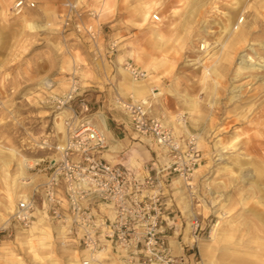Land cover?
<instances>
[{
  "label": "rangeland",
  "instance_id": "1",
  "mask_svg": "<svg viewBox=\"0 0 264 264\" xmlns=\"http://www.w3.org/2000/svg\"><path fill=\"white\" fill-rule=\"evenodd\" d=\"M83 2L84 9L97 13L92 18L85 13L84 20L102 28L97 46L84 36L59 32L54 27L59 7L50 2L39 1L21 24L0 17V221L17 197L45 181L43 167L57 158L35 144L43 137L63 143L64 121L72 113L53 98L74 78L88 101L86 118L93 117L99 130L97 112L107 127L111 112L124 116L116 105L120 97L143 103L177 131L197 134L201 159L191 187L178 178L162 186L167 211L176 208L186 221L175 234L183 236L188 264H202V249L210 264H264V0ZM156 13L159 22L152 20ZM200 44L207 49L200 51ZM127 60L148 74L139 96L126 85L133 80L123 68ZM71 105L78 109L75 101ZM64 109L69 112L60 117ZM115 139L120 144L107 151L111 154L122 157L132 146L150 152L152 159L129 169L144 175L164 161L154 143L132 131ZM41 158L45 162L35 165ZM23 179L30 183L22 184ZM190 213L199 223L194 234ZM64 228L43 217L17 229L15 239L0 246V264H80L82 246Z\"/></svg>",
  "mask_w": 264,
  "mask_h": 264
},
{
  "label": "built area",
  "instance_id": "2",
  "mask_svg": "<svg viewBox=\"0 0 264 264\" xmlns=\"http://www.w3.org/2000/svg\"><path fill=\"white\" fill-rule=\"evenodd\" d=\"M39 1L13 0L11 12L21 14L36 8ZM42 1L59 7L54 14L58 20L54 27L59 32L84 36L97 46L102 28L84 20L85 13L91 18L97 13L84 9L85 3L80 4L83 0ZM152 20L159 22L161 17L156 13ZM242 20L241 17L239 23ZM108 48L113 53L115 44L110 43ZM206 49L200 44V51ZM123 68L135 81L148 76L130 60L123 62ZM53 99L58 108L66 106L72 113L64 121L65 139L61 147L48 137L36 141L39 149L53 151L57 158L43 167L48 169L45 181L17 197L5 221H0V246L6 240L11 241V237L15 239L17 229L28 228L35 219L46 217L65 225L66 234L89 253L105 246L128 264H188V256L176 254L170 244L168 207L162 198V186L178 178L191 187L190 179L201 159L197 134L175 130L150 114L141 102L116 97V105L131 131L138 138L154 143L164 154L163 163L143 175L101 156L107 147L106 137L93 117L86 118L90 113L88 101L74 78L68 89ZM72 101L76 102L77 110L72 108ZM3 107L0 99V108ZM39 160L35 165L45 162L43 158ZM191 222L194 234L199 225L197 217ZM87 263L88 260L82 261Z\"/></svg>",
  "mask_w": 264,
  "mask_h": 264
},
{
  "label": "crops",
  "instance_id": "3",
  "mask_svg": "<svg viewBox=\"0 0 264 264\" xmlns=\"http://www.w3.org/2000/svg\"><path fill=\"white\" fill-rule=\"evenodd\" d=\"M8 7H9V1L0 0V11H1L0 17L1 18H3L4 15H7L9 18H13L10 15V13H9ZM38 7H39V5H37L36 8H38ZM45 8H49V7L47 6ZM45 8L43 9V11L45 10ZM49 12H50V8H49V10L46 13H49ZM27 15L28 14H26L23 17H19V18H15L14 17L15 18L14 22H20V24H21V21H22L23 18L26 19V20L28 19ZM3 29H4L3 27H0V45L3 43V36H1V33L3 32L2 31ZM131 82L132 81H128L126 85H127V87L132 89L136 93L137 96L143 94L146 91V87H145L144 83L138 82L137 84H139V86L133 89L132 87H130ZM153 90H156V88H154ZM60 113H61L60 117H63V116L66 117V114L68 113V111L67 110H63ZM96 114H97L96 115L97 119L101 123V130L100 131H101V133L103 135L105 134V137H106V140H107V145H108V148H106V150H105L106 152H101V156L103 158H105L106 160H109L112 163H121V164H123L125 166L130 165L132 168H134L136 166V164L140 165V161L148 162V160L150 158L152 159V157L150 156V152L148 150H141V149L135 148L133 146H132V148H127L126 147L127 151L125 152V154L122 157H120L117 154H111V153L107 152V151L114 152L118 148L120 143H119L118 140L115 139V136L117 135V133H124V135H126V134H128L129 131H131V128H130V126L127 123L126 117H124L125 115L122 116V115H118V114H113L111 112L110 119L112 120V123L110 124L109 127H107L106 123H105L104 114H102L101 112H97ZM61 124H59V125H61ZM65 133L66 132H64V134ZM122 140H125V139L123 138ZM108 142L109 143L111 142V146H110V144ZM59 145L62 146V144H59ZM126 146H127V144H126ZM126 155H128V158H126ZM174 211H177V209L176 208H170V210L167 211L168 216H169V221L168 222L170 224L169 241H170V244L172 245L173 251L177 252V254L178 253L182 254L183 253V248H182L183 245H182L181 242H182L183 236L182 237L178 236L175 233L179 229V223H183V222H186V221H185L184 218H183V220H181V218L179 217L178 212L174 213ZM190 214H189V217H190ZM37 225L38 224H34L32 227H34V228L38 227ZM199 246H200L199 247V251H201V245H199ZM179 248H182L181 251L179 250ZM115 263H117V262H115ZM117 264H119V263H117Z\"/></svg>",
  "mask_w": 264,
  "mask_h": 264
},
{
  "label": "bare ground",
  "instance_id": "4",
  "mask_svg": "<svg viewBox=\"0 0 264 264\" xmlns=\"http://www.w3.org/2000/svg\"><path fill=\"white\" fill-rule=\"evenodd\" d=\"M7 1H9V0H7ZM12 1L13 0H10L9 2V7H8V10H9V13H10V15L12 16V17H15V18H19V17H23V16H25L26 15V12L27 11H29V10H32V9H29V10H26V11H24L23 13H21V14H17V15H15V14H13L12 12H11V5H12ZM33 9H35V8H33ZM241 17H239V19H240ZM239 21V20H238ZM242 22V21H241ZM233 34H235V36L236 37H240L241 38V36H243V34H244V32L242 31V30H234L233 31ZM163 58V57H162ZM148 75V74H147ZM47 82V81H46ZM138 82H140V81H135V80H132V82H131V85H130V87H132L133 89L134 88H136V87H138L139 86V84H137ZM49 83V82H48ZM48 86L49 87H51V84L50 85H48L47 84V88H48ZM141 86V85H140ZM143 86V85H142ZM52 90H50V92H51ZM64 110H67V109H64ZM68 112H69V110H67ZM66 112V111H65ZM67 116V115H66ZM70 117V116H69ZM86 129V128H85ZM104 130V129H103ZM100 131V130H99ZM101 132V131H100ZM102 134V133H101ZM60 147H61V145H60ZM28 164V163H27ZM25 165V164H24ZM30 165V164H29ZM29 167V166H28ZM30 167H31V165H30ZM21 183L22 184H29L30 183V181H24V179L21 181ZM22 196V195H21ZM15 205V204H14ZM190 216H191V218H190V225H189V227L193 230L194 228L192 227V219H194L195 218V216H193V214L191 213L190 214ZM31 226V225H30ZM29 226V227H30ZM64 227L67 229V227L64 225ZM64 228V233L67 231L66 229ZM214 230V229H213ZM193 238H192V240L194 241V235L192 236ZM11 242V241H9V240H6L5 242ZM189 241H191V239L189 238ZM5 242H3V243H5ZM3 243H2V245H3ZM200 247V246H199ZM201 258H202V264H210V263H208V261H207V252H206V250L205 249H202V251H201ZM262 256V255H261ZM260 257V256H259ZM206 259V260H205ZM83 260H88V263L87 264H102V263H112L113 261L114 262H117V263H119V264H128L126 261H124V260H121V259H117L111 252H110V250H109V248L108 247H105L104 246V248L102 249V250H97L96 252H94V253H89L87 250H85V249H83L82 248V250H81V261H80V264H82V261ZM260 260V259H259ZM261 260H262V258H261ZM253 262V261H252ZM254 263H256L255 261H254ZM253 263V264H254ZM262 263V262H261ZM261 263H258V264H261Z\"/></svg>",
  "mask_w": 264,
  "mask_h": 264
}]
</instances>
